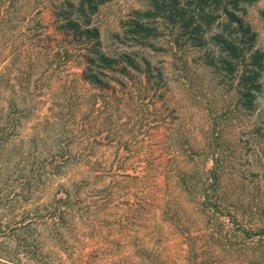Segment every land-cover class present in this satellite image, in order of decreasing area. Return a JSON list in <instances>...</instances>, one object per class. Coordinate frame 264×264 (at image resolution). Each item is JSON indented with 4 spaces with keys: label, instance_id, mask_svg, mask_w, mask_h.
<instances>
[{
    "label": "rangeland",
    "instance_id": "374dc122",
    "mask_svg": "<svg viewBox=\"0 0 264 264\" xmlns=\"http://www.w3.org/2000/svg\"><path fill=\"white\" fill-rule=\"evenodd\" d=\"M63 2L0 0V264H264V69L247 110L210 42L162 22L138 42L122 23L147 0H111L99 50L140 71L94 79ZM263 12L244 15L262 51Z\"/></svg>",
    "mask_w": 264,
    "mask_h": 264
},
{
    "label": "trees",
    "instance_id": "16d2710c",
    "mask_svg": "<svg viewBox=\"0 0 264 264\" xmlns=\"http://www.w3.org/2000/svg\"><path fill=\"white\" fill-rule=\"evenodd\" d=\"M110 1L64 0L62 10L65 15H59L64 21L62 31L64 35H71L74 43L87 47L89 55L86 61L98 71L94 79L96 75H107L106 72L110 71L128 80V70L139 72V66L126 55L117 60L102 54L99 50V32L91 26V18L98 8ZM256 1L147 0L148 9L133 11L122 27L124 33L142 43H148L145 41L158 32L159 22L170 27L176 46L204 49L210 42L217 54H206L207 66L224 79L236 80L239 102L242 107L251 110L262 89L260 79L264 69V51L255 48L256 33L245 22L244 15L246 7ZM159 82L161 84L156 85L157 88L164 83L161 78ZM117 83L126 85V82ZM146 85H151L148 78ZM160 97L163 98V95ZM4 143L0 142V149H3Z\"/></svg>",
    "mask_w": 264,
    "mask_h": 264
}]
</instances>
